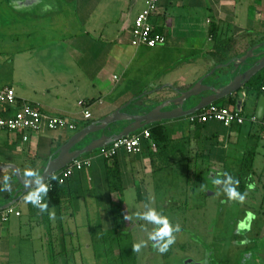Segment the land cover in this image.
Segmentation results:
<instances>
[{
  "label": "crops",
  "instance_id": "1",
  "mask_svg": "<svg viewBox=\"0 0 264 264\" xmlns=\"http://www.w3.org/2000/svg\"><path fill=\"white\" fill-rule=\"evenodd\" d=\"M20 1L13 0L12 2L17 11L19 8L25 9V5L20 4ZM148 1L65 0L68 4L76 5L75 13L84 26L89 24L82 29L81 32L84 35L82 38L73 37L65 29L43 32L40 26H35L38 25L37 22L28 26V35H20L15 26L14 30H11V36L14 33L16 39L20 36L32 38L26 45L27 47H16V55L11 58V64L14 65L13 72L7 83H3L0 72V90L13 87L20 100L31 102L51 113L69 116L78 120L79 123L87 120L81 112L80 101L82 100L91 103L92 119L96 114L99 116L103 114L102 110L95 111L93 108L106 103L112 104L110 107L118 108L126 101L134 99L136 95L141 97L135 103L141 102L147 94H150L148 95L150 97L157 95L161 102L165 98L176 96L179 90L188 88L216 66L211 53L215 51L218 44L232 40L231 54L240 56L250 47L264 41V0H161L159 10L153 16L152 21L157 30L167 35V44L155 48L136 47L131 44L132 29L135 19L147 7ZM55 4L53 6L50 0H38L27 5L29 8L27 10H31L27 12L32 15L36 14L34 16L36 21L42 18L48 23L52 19L49 20L50 18L46 17L58 8V4ZM40 6L42 7L41 12L38 10ZM58 10L60 11V8ZM42 19H38V22ZM3 21L9 24L13 20L0 18V23ZM212 24H215L218 29L215 35L211 32ZM254 41L256 42L253 43ZM130 46L136 49L133 55ZM179 50L186 51L188 57L175 61L172 56L180 54ZM152 54L157 55L158 60L156 61L165 57L166 60L160 61L161 65H157L160 67L151 68ZM165 62L166 65L167 62H176L173 70L179 73L171 79H168L167 73L164 75L163 69H169L165 67ZM24 63L27 65H23ZM1 70L2 61L0 60ZM135 72L144 73L145 80L136 79L133 84H130V78ZM29 79L34 85L30 84ZM142 89H146V92L142 93ZM243 91L245 93L242 100L243 110L245 107H250L254 112L252 115H256L259 98L249 95L247 87ZM232 97L239 100L238 95L234 94ZM10 112L11 110H7L6 105L0 104V115ZM186 117L189 118V116ZM179 119L159 123H162L166 129L168 124L176 123ZM66 130L68 129H45L36 134H29L27 141L24 140L25 133L0 130V165L14 164L22 174L26 168L41 170L43 166L40 162L33 161L35 157H39L37 154L39 149L42 148L43 158L48 161L68 140V136L64 133ZM168 135L169 138L159 146L156 152L152 150L147 140L143 141L141 153L129 154L125 150L119 152L116 160L120 166L124 192L139 186L143 196L140 198L141 201L150 200V198L154 200V195L148 196L150 190H156L155 180L151 176L156 167L160 168L162 155L167 153L169 145H173L176 141L180 144H187L186 148L188 147L187 149L195 159V168L201 169L205 179L206 175H213L214 180L218 179L217 181L222 185L225 183L224 176L228 168L239 170L238 168L242 166L236 161L233 162L237 157L254 158L250 167L253 180L251 187L248 188L252 191L256 190L253 184L254 176L264 174V164L259 165L264 161L262 150L264 149V119L258 118L257 122L247 121L244 124L235 123L230 127L214 120L206 123H192L187 135L181 132ZM241 142H247L249 147L238 150L237 146ZM175 148L179 149L180 146L174 147L173 145V150ZM108 163L106 158L98 156L94 158L91 167L76 171L59 198H50L46 201L47 214L50 215L49 213L53 210L58 224L63 214L73 220L75 211L64 210V204H68L66 202H69L71 198L79 197V194L87 187V183L92 181L96 188L106 192V199L101 205L106 207L105 216L113 228L115 220L111 211H113V206L125 204V194L110 190ZM190 170L191 168L185 169L187 173H191ZM6 175L10 177L11 184V189L7 192L14 194L20 184L11 178L10 170L0 171L2 182ZM220 176L223 177L220 178ZM4 184L5 181L2 186ZM7 192L0 191V205L10 200L7 199ZM114 193L119 194L118 201L113 198ZM222 200L225 201V198ZM17 210L21 212L20 215L15 214L18 220L14 223L17 226L24 224V220H21L23 217L30 223H35L40 222V218H45L46 214L40 212L31 203ZM11 220L10 217L6 222L1 221L10 223ZM130 224L129 220H126L123 229H129L134 237V234L141 230L137 223L130 229ZM61 225L56 226L59 234L64 231ZM7 227L0 234H3L5 230H10V227ZM67 230L72 236L77 233L76 227H68ZM63 235H60L58 239H62Z\"/></svg>",
  "mask_w": 264,
  "mask_h": 264
},
{
  "label": "rangeland",
  "instance_id": "2",
  "mask_svg": "<svg viewBox=\"0 0 264 264\" xmlns=\"http://www.w3.org/2000/svg\"><path fill=\"white\" fill-rule=\"evenodd\" d=\"M12 2L13 0H0V18L8 21L13 20L9 24L4 21L0 23V60L2 61V70L0 72L4 84L7 83L11 72H13L14 65L11 64V58L16 55V47H27L26 45L32 38L20 36L16 39L14 33L11 36V30H14L15 26H17L20 35H28V26L37 22L38 25L35 26H40V30L43 32H46L45 30L54 31L60 29L63 31L65 29L73 37L82 38L84 37L81 32L82 29L89 25L84 26L81 19L76 15V5L68 4L65 0H50L53 6L57 3L58 8L49 14L47 13L48 17L46 18L52 19L48 23L43 21L42 18H38L42 19V21L38 22V19L36 21V17H34L36 14L28 13L31 10H27L29 8L26 4L24 6L25 9L19 8L17 11ZM59 8L60 11L58 10ZM38 10L41 12L42 7H38ZM28 18L31 19V22ZM67 39H69L68 36ZM129 48L132 50L133 55L136 49L133 46ZM178 53L180 54L172 56L175 61L176 59L181 60L188 57L186 51L179 50ZM152 56L150 58L153 60L151 68L160 67L157 66L158 64L161 65L162 62L160 61L166 60L165 57H161L159 61H156L158 60L157 55L152 54ZM175 63L167 62L166 65L165 62V67L169 69H163V71L164 75L168 74V79L179 73V71L173 70ZM23 65L27 64L24 63ZM143 74L135 72L132 75L133 77L131 76L130 78V84H133L136 79L145 80ZM212 80L208 78L207 82H212ZM29 82L34 85L30 79ZM261 84L262 82L259 85ZM141 92L145 93L146 89H142ZM148 95L150 94L145 95L141 102L135 103L134 110H140L142 107H148L160 101V97L157 95L152 97ZM217 104L226 106L229 105V101L221 100ZM110 105L112 104L106 103L103 106L93 108L95 111H103L102 116L96 114L93 120L100 119L119 108L110 107ZM244 113L247 116H251L254 112L250 107H245ZM84 122H79V129L84 127ZM115 126H110L108 130H112ZM191 126L190 119L183 117L176 123L168 124L166 131L170 135L175 132L186 133L187 135ZM64 133L69 139L76 131L68 129ZM148 142L150 143V141ZM173 145L174 147L180 146V148L173 150ZM173 145H169L167 153L162 155L160 168L156 167L154 174L151 176L155 180L156 190H150L148 196L154 195L155 199L150 198V200L141 201L140 198L143 196L139 186L130 188L125 192L122 191L125 194V204L113 206V211H111L115 220L113 228H111V224L105 216L106 207L101 205L102 201L106 199V192L96 188L92 181L87 183V187L79 194V197L71 198L69 202H66L68 204H64L63 209L75 211V216L71 220L63 214L60 221L63 226L60 223L58 224L53 210L54 216L48 215L46 211L45 218H40V222L30 223L29 220L27 221L23 217L21 220H24V224H19L18 226L14 223L15 220H18L15 214L11 215L12 220L10 223H3L0 219V232L5 227H10V230H5L3 234H0V264H132L131 261L124 260L120 256L121 247L114 238L116 237V228L118 234L126 231L125 228L123 229L126 220L131 223L130 229L137 223L142 231L134 234V243L146 242V246L139 253H136L137 264H186L188 260L201 261L207 256H213L211 264H221V262L224 263V260H228V264H235L237 259L235 250L240 247V239L246 238L244 234L234 236L237 226L236 222L241 215L242 209L259 211L264 209V174L254 176L253 184L256 190H254L255 192L247 190L243 202L230 201L223 186L218 189L213 184L210 185L204 175L202 176L201 169L195 168L196 162L193 154L187 149L188 147L186 148L187 144H180V142L176 141ZM248 147L247 142H241L237 149L243 150ZM262 150L264 151V149ZM38 152L39 157H35L33 161L40 162V165L44 168L48 161L43 158L42 148ZM98 154L99 151L96 150L84 156ZM204 161L207 163L206 159ZM235 161L242 166L238 168L239 170L228 168V174L230 171L233 173L239 171L248 172L249 169H246V167L250 163V159L237 157L233 162ZM260 164H264V161L260 162ZM43 168L39 171L41 172ZM186 168H191V173H187L185 171ZM118 195L116 193L112 195L116 199L115 201L119 200ZM224 198L227 201L222 200ZM27 204L28 202L25 200H19L15 204V208L16 210L22 209ZM149 209H155L157 213L167 216L173 226L179 225L180 230L175 233V243L170 246L166 253L161 254L154 249L152 247L154 242L148 239V233L157 226L140 217ZM259 224L256 222L254 227L257 228ZM60 225L64 228L62 239H58L62 234H59L60 232L57 231L56 227H60ZM68 227L77 228L75 236L68 233ZM251 235L253 234L248 237ZM262 241L264 245V240ZM125 242V240H121L124 245ZM218 261L219 263H217Z\"/></svg>",
  "mask_w": 264,
  "mask_h": 264
},
{
  "label": "water",
  "instance_id": "3",
  "mask_svg": "<svg viewBox=\"0 0 264 264\" xmlns=\"http://www.w3.org/2000/svg\"><path fill=\"white\" fill-rule=\"evenodd\" d=\"M37 1L21 0L19 3L31 5ZM219 69H222V72L215 77L214 81L207 82V79L212 77ZM263 69L264 41L250 47L244 54L232 58L226 64L216 65L194 84L184 90H179L176 96L165 98L159 103L148 106L152 108L146 111L129 112L126 110L136 100L134 98L114 112L77 130L75 134L60 146L57 154L49 158L40 175L47 183L49 179L64 169L69 163L85 154L93 153L149 125L194 114L234 94L239 97L237 108H241L242 100L245 96L243 89ZM226 80L227 82L224 83ZM256 115L260 120L264 119V95H261L258 100ZM119 122H126L119 132L107 133L108 128L112 124ZM99 132H102L100 136L94 137L87 144L80 145L87 137ZM3 170H10L18 180L20 186L8 202L0 205V212L14 206L28 191L25 187L22 173L16 165H0V171Z\"/></svg>",
  "mask_w": 264,
  "mask_h": 264
},
{
  "label": "built area",
  "instance_id": "4",
  "mask_svg": "<svg viewBox=\"0 0 264 264\" xmlns=\"http://www.w3.org/2000/svg\"><path fill=\"white\" fill-rule=\"evenodd\" d=\"M161 0H149L147 7L137 16L132 29L131 44L136 47L146 46L155 48L166 45L168 37L166 34L156 30L152 18L159 10ZM0 104L6 105L7 110H11L9 114L0 115V130L11 133H25L24 140L29 139V134H36L45 129L62 130L70 129L77 131L79 129L78 120L65 115L51 113L41 109L40 107L28 102L20 100L13 87H5L0 90ZM82 114L85 119H91L93 113L90 110L91 103L85 100L80 101ZM192 123H206L209 121H219L230 127L233 124H244L247 121L257 122L256 115L247 116L243 108H231L228 106H220L213 103L210 106L189 115ZM150 141L152 150H157V145L152 139L150 128H143L129 136L115 141L103 148L98 149V155L82 156L71 163L64 169L56 173L59 182L73 176L76 171L83 170L92 166L94 158L101 156L104 158H113L119 154L121 150H125L129 154H138L143 151V141ZM95 152V151H94ZM50 190L53 188V182L49 183ZM49 190V191H50ZM23 195L20 200H24ZM12 214L20 215L21 212L16 210L15 206H11L0 212V219L4 222L8 221Z\"/></svg>",
  "mask_w": 264,
  "mask_h": 264
},
{
  "label": "trees",
  "instance_id": "5",
  "mask_svg": "<svg viewBox=\"0 0 264 264\" xmlns=\"http://www.w3.org/2000/svg\"><path fill=\"white\" fill-rule=\"evenodd\" d=\"M217 30L218 29L216 28V25L212 24V31L211 32L213 35H215L217 33ZM157 31H159V30H157ZM232 48H233L232 40L230 42H227V43L218 44L215 48V51L211 53L212 58L216 62L215 65L226 64L234 56H236V55L238 56V54H236V55L231 54ZM221 72H222V69L217 70L216 73L212 77H210L211 79H213L212 81H214L215 77L218 74H220ZM226 82H227V80L224 81V83H226ZM261 82H262V84L259 85ZM263 89H264V69L261 70L257 75H255L247 85L248 94L251 96L254 95L257 98H260L261 95H264ZM232 96H229L224 100L229 101V105H226V106L231 107V108H236L238 100ZM134 98L136 99L135 101H137L140 99V95H136V96H134ZM135 101H133L131 103V105L126 109L127 111H129V112H143V111H146V110L152 108V107H142L140 110H134ZM93 121H95V120H93L92 118L87 119V120H85V122H84L85 124L83 126L85 127V126L91 124ZM125 123L126 122H119V123L112 124L111 126H114V125H116V126L111 130V133L119 132L123 128ZM147 128H150L151 134H152V139L155 142V144L157 145V150H159V146H161L162 143H165L167 138H169L168 137L169 135L166 133V129L164 128V126H162V123H155V124L147 126ZM100 134H101V132H99L98 135H100ZM93 138H94V134L87 137L80 145H84V144L89 143ZM56 154H57V151L55 152V154L53 156H55ZM116 157L117 156H115L113 158H106L109 161L108 172H107L108 173V184H109V188L112 192H115V191L122 192L123 191V183H122V179H121L120 166H119L118 161L116 160ZM249 159H250V163L246 167V169L247 168L249 169L248 172L239 171L237 173H233L230 171L229 174L228 173L225 174V176H224V182L225 183L223 186L224 189H226L227 187H236V190L238 192H240L241 195H245L247 187L252 183V180H253V176L250 172V167L252 166L254 158L251 157ZM11 178L17 184H19L18 180L15 178V176L13 174L11 175ZM70 178L66 179L64 182H59L58 177H57V179L51 178L49 183L53 182V188L50 191H48L47 196L44 198V202L49 201L50 198H52V199L59 198V195L62 194L63 189L66 187ZM3 182H2V180H0V188L4 187V186H2ZM2 192H5V191H2ZM7 195H8L7 199L9 200L12 198L13 193L7 192ZM258 220L257 221L260 224L256 228V231H258V232L255 233V236H258L259 230H260L261 225L263 223L261 221V219H258ZM115 232H116V237H114V238L119 243V245L121 247L120 256L123 257L124 260H127L129 262L131 261L132 264H137L136 252L132 251V246L134 244V240H133L134 238H133L131 231L129 229H126V231H122L118 234L117 233L118 230L116 228ZM122 239L126 241L125 245L121 243ZM261 245H262V243H261ZM223 264H226V262H224Z\"/></svg>",
  "mask_w": 264,
  "mask_h": 264
},
{
  "label": "clouds",
  "instance_id": "6",
  "mask_svg": "<svg viewBox=\"0 0 264 264\" xmlns=\"http://www.w3.org/2000/svg\"><path fill=\"white\" fill-rule=\"evenodd\" d=\"M25 187L28 189L24 196V200L31 203L34 207L38 208L40 212L48 211V204L44 202V198L47 196L50 190V185H48L44 178L40 175L38 170L32 168H26L22 174ZM5 184L0 191H9L11 189L10 177H3ZM52 179H57L53 176ZM219 183V181H215ZM251 187V185H249ZM228 200L230 201H244V195L236 190V187H227L225 189ZM50 216H54V212L49 213ZM252 214L249 213V216ZM141 219L157 226L155 229L148 233V239L153 241L152 247L158 250L161 254L166 253L170 246L175 243L176 236L175 233L179 232V225L173 226L167 216L157 213L155 209H149L147 212L143 213L140 217ZM127 219V217H125ZM146 246L145 241L134 243L132 246V251L139 253L143 247Z\"/></svg>",
  "mask_w": 264,
  "mask_h": 264
},
{
  "label": "flooded vegetation",
  "instance_id": "7",
  "mask_svg": "<svg viewBox=\"0 0 264 264\" xmlns=\"http://www.w3.org/2000/svg\"><path fill=\"white\" fill-rule=\"evenodd\" d=\"M126 124V123H125ZM107 133L111 134V130H107ZM99 133L94 134V137H98ZM223 177V176H221ZM206 180L208 182H211L210 184H213L215 188H220V186H224V184L215 183L218 179L214 180V176H206ZM214 180V181H213ZM213 182V183H212ZM249 187V186H248ZM247 187V190L250 188ZM246 190V191H247ZM252 191V190H250ZM255 192V191H252ZM246 193V192H245ZM225 201H227L225 199ZM241 215L238 217L236 222V230L234 231L235 235H243L246 236V238L240 239V244L235 251L237 252V259L235 264H264V209L262 211L259 210H250V209H242ZM249 213L252 215L249 216ZM261 219L263 222L261 225V228L259 230L258 236H255L256 228L254 227L255 223L258 222L257 220ZM250 234V237H248ZM262 243V245H261ZM212 256V255H211ZM213 261L212 257H205L201 261L196 260H188L186 264H211L210 262ZM226 264L229 263L228 260H224ZM219 263V261L217 262ZM223 264V262H221Z\"/></svg>",
  "mask_w": 264,
  "mask_h": 264
}]
</instances>
